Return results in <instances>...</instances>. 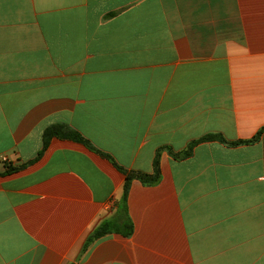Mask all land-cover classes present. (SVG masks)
<instances>
[{
  "label": "crops",
  "instance_id": "obj_1",
  "mask_svg": "<svg viewBox=\"0 0 264 264\" xmlns=\"http://www.w3.org/2000/svg\"><path fill=\"white\" fill-rule=\"evenodd\" d=\"M54 125L128 171L159 155L131 237L83 253L126 178L72 140L38 158ZM262 129L264 0H0V264H264Z\"/></svg>",
  "mask_w": 264,
  "mask_h": 264
},
{
  "label": "trees",
  "instance_id": "obj_2",
  "mask_svg": "<svg viewBox=\"0 0 264 264\" xmlns=\"http://www.w3.org/2000/svg\"><path fill=\"white\" fill-rule=\"evenodd\" d=\"M264 133V129H262L257 136L250 142L257 141L261 135ZM60 138V139H67L78 142L83 144L91 151L109 159L115 167L125 175L126 181L124 185V193L123 197L121 198L120 202L117 204V209L114 215L102 221L88 236L85 241L83 247V253H85L93 244L97 241L101 240L102 238L112 235L118 234L124 237H131L134 233V224L132 219L129 215L128 210V195L130 191L131 184L134 180H139L146 185H156L159 183L161 179V172H160V157L157 156L155 163H154V173L153 175H146L142 173H136L132 171H128L123 167L119 166L116 161L108 154L103 153L99 149H97L90 141H88L82 134L78 131L65 126V125H54L49 127L45 130L43 135V149L40 152L38 158L43 155L45 150L48 148V145L52 138ZM209 141H220L226 142L221 136L219 135H207L200 139L199 141L193 142L190 144L188 149L180 154H172V156L178 160H182L188 158L192 155L193 149L197 144ZM247 143V142H245ZM239 144V143H238ZM19 168H15L12 165H6L5 173L15 172Z\"/></svg>",
  "mask_w": 264,
  "mask_h": 264
},
{
  "label": "built area",
  "instance_id": "obj_3",
  "mask_svg": "<svg viewBox=\"0 0 264 264\" xmlns=\"http://www.w3.org/2000/svg\"><path fill=\"white\" fill-rule=\"evenodd\" d=\"M8 162H9L8 159L6 158L3 159V163H8Z\"/></svg>",
  "mask_w": 264,
  "mask_h": 264
}]
</instances>
